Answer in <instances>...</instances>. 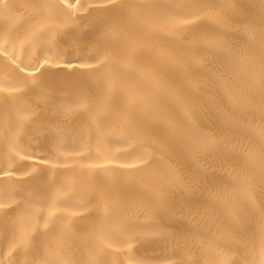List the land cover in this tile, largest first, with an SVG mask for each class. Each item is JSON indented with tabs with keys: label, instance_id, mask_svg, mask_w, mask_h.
<instances>
[{
	"label": "bare ground",
	"instance_id": "obj_1",
	"mask_svg": "<svg viewBox=\"0 0 264 264\" xmlns=\"http://www.w3.org/2000/svg\"><path fill=\"white\" fill-rule=\"evenodd\" d=\"M30 2H0V87L9 89L0 91V204L7 205L0 209V264H39L41 254L54 242L51 223L44 226L49 211H55L58 227L69 223L80 238L55 242L77 264L82 254L86 259L98 248H104L100 259L106 264H129L130 260L133 264H207L212 256L226 259L228 264H242L245 259L264 264V179L258 159H249L260 151L264 102L259 94L250 93V85L242 77L231 74L225 56L217 55L234 50L249 70L258 68L259 53L246 50L245 41L251 37L256 42L264 40L259 25L264 0H137L181 5L200 16L185 25L162 20L145 8L144 21L130 22L127 31L141 45L135 54L136 64L158 74L175 89V95L162 101L168 117L181 122L184 108L178 98H183L191 109L190 123L207 143L201 147L187 132L184 142L174 140L163 126L159 134L140 139L130 129L105 121L103 151L94 142L98 128L91 114L73 107L83 90L92 91L99 84L91 70L79 64L86 57L95 64L90 58L96 55L118 59L126 49L123 44L105 45L95 23L99 14L80 7L97 0H64L63 4L61 0H41L67 21V27L51 45L25 44L21 48L25 32L37 19L31 8L23 7ZM195 3L214 7L193 9ZM162 51L179 57L182 66L168 62ZM13 55L29 67L38 57L41 62L48 58L76 67L46 65L41 69L42 77L36 73L47 93L42 96L25 74L8 62ZM10 84L18 90H11ZM240 95H251V103L245 111L237 112L231 97ZM138 155L155 164L140 169L120 167L136 163ZM24 156L28 159H21ZM97 163L107 165L109 188L119 202L113 214L123 223L120 238L103 243L92 227V217L103 214L102 206L89 204L86 212L62 207L60 200L64 199L73 204L87 202L85 193L76 191L62 195L54 210L43 195L50 183ZM6 171L13 175H3ZM25 171L30 175L25 176ZM170 172L177 173L179 179L172 183L162 179ZM241 173L246 176L243 187L228 190L217 200L214 194L226 190ZM24 197L36 203L29 205ZM230 213L240 219L235 229L230 228ZM6 215L9 224L16 221L15 231L5 227ZM21 227L35 238V247L30 244L25 249L21 244ZM194 231L228 240L234 250L213 251L200 239L193 240ZM107 243H113V248L108 249Z\"/></svg>",
	"mask_w": 264,
	"mask_h": 264
},
{
	"label": "snow or ice",
	"instance_id": "obj_2",
	"mask_svg": "<svg viewBox=\"0 0 264 264\" xmlns=\"http://www.w3.org/2000/svg\"><path fill=\"white\" fill-rule=\"evenodd\" d=\"M63 3L64 0H61V4ZM77 3H79V0H77ZM23 7L31 8L35 12L37 19L25 32L24 40L20 45L21 48L25 44L29 46L51 45L56 40L60 30L67 27V21L63 17L53 14L50 11L52 6L41 2V0H31L30 3L23 5ZM80 7H87L99 14L95 17V23L101 31V40H103L105 45L119 46L123 44L126 49V54L118 59H109L108 55H105L103 58L96 55L90 58L96 61L95 64L90 63L87 57L79 64L81 68L90 69L91 74L99 80V84L94 90H83L80 100L73 105L76 109H83L89 112L96 123L98 128V136L94 141L96 147L103 151L102 146L105 143L106 136L104 129L105 121H110L113 127L130 129L140 139L148 137L150 133L152 135L159 134L160 127L163 126L174 140L184 142L185 133L187 132L199 142L201 147L206 146L207 141L200 136L198 129L190 123L191 109L183 98H178L184 108L181 122L177 124L168 117L165 109L162 107V101L167 97L175 95V89L158 74L136 64L135 54L141 45L137 40L129 37L127 31V25L130 22L144 21L145 18L142 15V11L145 8L150 9L153 15L160 17L162 20L175 21L185 25L193 23V20H199L200 16L195 11H189L181 5L169 3L143 4L137 2V0H123V2H117V0H97L96 3H87L86 5H80ZM204 7L211 8L214 5H204L201 3L192 5L193 9ZM260 7L261 16L259 25L264 30V3ZM245 31H248L247 27ZM245 46L246 50L259 53V65L256 70H249L234 50L223 53L218 52L217 55L223 54L230 64L231 74L235 77H242L250 85V93L259 94L262 102H264V40L256 42L255 38L251 37L246 39ZM4 55L7 59V49H4ZM161 56L177 67L182 66V61L179 57L171 56L166 51H162ZM8 62L16 71L25 74V79L29 80L40 91L42 96H46L47 93L43 91V81L38 80L36 73H40L42 77L44 73L41 72V69H44L46 65L63 68L76 67V65L69 62L57 63L48 58H43V62H41L39 57L35 64L29 67L15 55ZM9 87L13 91L18 90L15 85L10 84ZM7 90L9 89L0 87V91ZM250 103L251 95L231 97L233 110L237 112L245 111ZM259 135L261 138L260 151L258 155H250L249 159H258L261 176L264 179V131H261ZM121 142L123 143V141ZM132 154L134 153H130L129 155ZM21 159H28V157L24 156ZM154 164V160L149 161L145 155H138L136 163H123L120 167L140 169L151 168ZM23 174L25 176L30 175L27 171ZM3 175L12 176L13 172L6 171ZM162 179L172 183L178 180L179 176L177 173L170 172L162 177ZM245 179L246 176L241 173L236 178L235 183L229 184L226 190H221L214 194L216 199L219 200L221 196H226L228 190H240L244 185ZM109 183L110 177L106 164H89L86 171H82L79 174L66 175L61 180L50 183L47 191L43 192V195L51 201V208L54 210L57 208V200H60L62 195L66 196L68 192L76 191L85 193L87 197L86 203L73 204L72 201L64 199L60 200V205L62 207H77L83 209L85 212L88 210L89 204H95L97 207L102 206L103 214L92 217V227L101 236V242L103 243L105 240H118L120 238L119 233L123 228L122 221L118 220L113 214V210L119 207V202L114 198L109 188ZM245 191L249 203L254 205L255 201L252 199L251 194L247 190ZM24 199L29 205L36 203L27 197H24ZM6 207L7 205L0 204V209ZM79 214L73 213V215ZM229 215L231 217L230 228H237L240 223L239 217L233 213ZM54 216L55 211H49V220L45 221L44 224L45 228H47L49 223H51V235L54 242L41 254L39 264H77V261L65 255L62 247L55 242L64 240L76 241L80 238L73 231L71 224L65 223L58 227L56 219L53 218ZM20 220L22 222L23 217ZM41 220H44L43 215H41ZM3 223L6 228L11 227L13 231L16 230V221L14 220L9 224L7 215ZM19 232L20 242L25 249L30 244L34 247L36 246L35 238L30 237L23 227L20 228ZM192 238L193 240L200 239L213 251L215 249L234 250L233 244L228 240L216 238L204 232L194 231ZM106 247L112 249L113 243H107ZM128 247L129 249L131 248L130 243ZM104 251V248H98L95 252H89L86 259L83 258L82 254L79 264H106L105 261L100 259L104 255ZM25 264H32V261H25ZM129 264H133V261L130 260ZM135 264H142V262L136 261ZM195 264H199V262H195ZM207 264H228V261L212 256L209 258ZM242 264H251V262L245 259Z\"/></svg>",
	"mask_w": 264,
	"mask_h": 264
}]
</instances>
